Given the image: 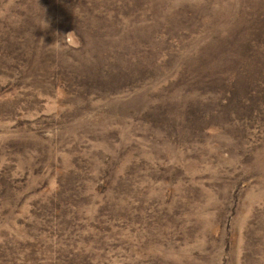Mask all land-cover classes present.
<instances>
[{
	"label": "rangeland",
	"instance_id": "obj_1",
	"mask_svg": "<svg viewBox=\"0 0 264 264\" xmlns=\"http://www.w3.org/2000/svg\"><path fill=\"white\" fill-rule=\"evenodd\" d=\"M263 21L264 0H0V264H264V47L226 48L210 90L179 75Z\"/></svg>",
	"mask_w": 264,
	"mask_h": 264
},
{
	"label": "trees",
	"instance_id": "obj_2",
	"mask_svg": "<svg viewBox=\"0 0 264 264\" xmlns=\"http://www.w3.org/2000/svg\"><path fill=\"white\" fill-rule=\"evenodd\" d=\"M261 31L263 33V38H264V25H263V29ZM244 36H246L245 33L236 32L235 39H233L230 43H227V41H226L227 44L220 51L216 52L215 50L211 49L209 52H207L206 61H203L202 63H200V65H197L194 68L193 67H191V68L187 67L184 69H179V75H184L185 79H187L188 81H190L194 84L193 87H196V88H198V86L199 87H205V88H207V90H210L212 88V86H210L209 84H217V81H218L217 78L220 76L219 74H217L214 71L215 62H217V60L221 57L222 53L225 51L226 48H227V53L229 50L234 49V54H240V53H243L245 50L246 51L251 50L249 52H245L241 56L247 60L250 56H254V50L257 49V47L255 48V46L263 45L261 47H264V44H260V42H263V41H260L256 37L255 32L251 33L250 37H248L247 39H245V40L243 39L242 41H239V39L244 37ZM250 60H249V62L252 64L257 63L256 61H250ZM241 62H243V61H241ZM234 85H235L234 86L235 88H234L233 92L231 93V95L234 94L235 92H237V93L240 92L239 95L242 94V98L244 97L243 99L245 102L251 101L249 99V97L259 95L258 93L260 91H257L254 93V95H251V94H248V92H246V90L243 88V86L241 84L234 83ZM232 86H230L229 84L226 85V87H227L226 91H228L229 89L231 90ZM240 100H241V98H239L237 101L239 102Z\"/></svg>",
	"mask_w": 264,
	"mask_h": 264
}]
</instances>
